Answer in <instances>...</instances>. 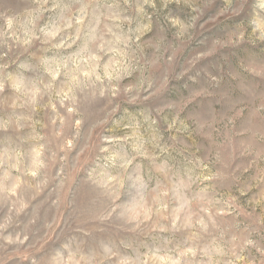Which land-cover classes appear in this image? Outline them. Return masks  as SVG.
Listing matches in <instances>:
<instances>
[{
	"label": "rangeland",
	"instance_id": "1",
	"mask_svg": "<svg viewBox=\"0 0 264 264\" xmlns=\"http://www.w3.org/2000/svg\"><path fill=\"white\" fill-rule=\"evenodd\" d=\"M0 264H264V0H0Z\"/></svg>",
	"mask_w": 264,
	"mask_h": 264
}]
</instances>
